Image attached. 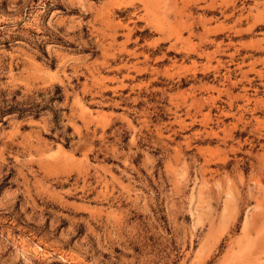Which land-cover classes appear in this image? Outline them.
I'll use <instances>...</instances> for the list:
<instances>
[{"label":"rangeland","instance_id":"374dc122","mask_svg":"<svg viewBox=\"0 0 264 264\" xmlns=\"http://www.w3.org/2000/svg\"><path fill=\"white\" fill-rule=\"evenodd\" d=\"M0 264H264V0H0Z\"/></svg>","mask_w":264,"mask_h":264}]
</instances>
